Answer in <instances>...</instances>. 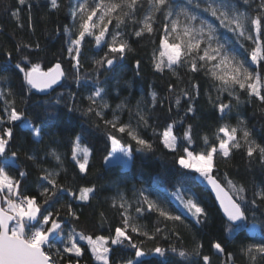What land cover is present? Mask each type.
<instances>
[{"label":"snow or ice","instance_id":"obj_1","mask_svg":"<svg viewBox=\"0 0 264 264\" xmlns=\"http://www.w3.org/2000/svg\"><path fill=\"white\" fill-rule=\"evenodd\" d=\"M49 2L51 9L56 11L66 7L70 16L71 26L65 25L63 32L67 36V55L77 73V84L82 79L79 75L83 67L81 57L89 40L94 41L96 47L103 52V55L92 60L99 72L100 69L112 71L118 61L124 60L127 54L134 51L129 42L130 35L136 38L147 36L156 45L151 57L154 70L158 73L167 70L177 76V84L170 83L168 88L174 96L165 99L171 105L174 98L175 105L179 108L181 100L186 98L185 115H195L197 111L196 101L201 94V83L193 78L196 75L208 78L215 96L207 91L205 95L222 120L233 110L234 101L237 104L241 102V93L249 102L256 99L264 104V0H75L67 5L63 0ZM17 3L21 7L10 10V14L16 19L18 29L23 30L25 27L21 21V8L27 4L28 26L35 33L31 4L28 0H17ZM253 3L255 8L252 7ZM3 32L4 28L0 26V34ZM25 49H42L38 40L19 39L15 43V52L21 54L23 61H28L27 66L16 64V68L23 73L28 93L31 94L32 89L41 92L54 90V86L67 75L62 63L56 62L45 70L41 62H32L28 55H23ZM241 49L244 50L243 55ZM5 52L8 58H12V51ZM135 67L139 72L140 60H136ZM180 68L191 75L188 76V86L178 89V85L184 82L177 73ZM7 78L0 76V80ZM98 85L97 78V86L87 96L89 104L86 109H82L77 103L76 93H70L72 103L69 105L66 101L65 107L68 113L80 111L84 115H95L102 121L111 142V150L105 157V162L121 163L127 167L133 162L134 150H154L153 142L142 134V128L152 127L149 123L151 112L142 107L143 99L137 101L134 109L121 101L112 110L111 119H106L105 110L111 106L105 99L106 88ZM0 99L3 100V106L0 107V264H82L86 249L95 264H112L113 246L135 249V258L153 253L164 257L172 252L185 258H199L193 264H212L211 256L202 252V243H196L191 249L176 245L162 247L158 244L146 249L144 240L134 239L135 236L155 241L165 230L168 234L163 239H169V235L173 233L179 238L180 234L175 227L169 229L166 222L183 224L186 219L183 212L176 214L158 199H150L143 189L137 190L135 194V206L123 195L113 199L111 206L119 211L121 217V224L115 227L114 234H88L83 230L78 231L75 223L71 228H66L65 218L72 222L80 219L73 203L92 198L96 192L95 185L80 187L74 191L62 183L61 173L66 174L67 169L64 168L62 155L53 149L45 155H51L58 162V169H49L37 163V154L33 152L28 159L40 169L39 191L30 194L27 184L22 187V181L26 180L28 172L20 171L16 165L18 153L11 147L14 128L19 126L27 130L36 143H41L44 136L49 134L46 131L48 125L34 121L33 116L27 112V99L23 96L21 101L25 108L17 107L16 93L12 88H0ZM60 102L56 101L57 104ZM156 103L157 93L153 91L151 107L155 108ZM124 109L129 112L127 121L121 119ZM49 111L55 113V107L46 109L45 115ZM133 111L135 122L132 119ZM56 118L58 117L54 115L53 119ZM175 123L173 121L160 133L163 147L172 153H179L175 157L176 163L183 169L199 173L211 185L227 216V230L234 232L236 222L249 221V205H264V188L254 191L253 198L249 200L248 186L229 179L225 173L223 179L229 188L226 190L218 174L213 172L215 159L217 156L221 159L229 158L233 150L243 149L250 163L258 160L264 165V143L258 142L247 128L246 122L241 120L237 126L222 123L214 133L216 143H209V137L205 135L203 140L206 147L197 151L192 148L195 144L193 125L189 123L184 129L183 140L187 142V146H182L179 144L180 138L173 133ZM4 125L7 127H3ZM95 126L100 127L99 124ZM153 131L155 133V129ZM90 156L91 150L82 144L81 137L77 135L72 141L71 157L81 173L88 171ZM10 168H16V176L10 174ZM173 195L198 224L208 219L206 208L194 195L189 194L185 198L186 194L179 189ZM65 196L69 200L55 207ZM44 205H48V208L42 212ZM49 208L53 210L49 211ZM146 211L158 213L157 226L152 231L148 230L147 225L139 223ZM101 218L105 219L103 213ZM161 223L164 224L163 228L159 226ZM252 223H257L254 213ZM261 235L260 242L243 245L240 249L241 254L247 257L248 264L264 260V222H261ZM81 241L85 242L86 248L81 245ZM212 248L224 257L222 264H235L233 253L227 252L221 242L214 243ZM127 264H143V261L129 259Z\"/></svg>","mask_w":264,"mask_h":264},{"label":"trees","instance_id":"obj_2","mask_svg":"<svg viewBox=\"0 0 264 264\" xmlns=\"http://www.w3.org/2000/svg\"><path fill=\"white\" fill-rule=\"evenodd\" d=\"M72 1L63 0V3L67 5ZM28 3L31 4L35 33H32L28 26L27 4L21 8V21L25 27L20 30L16 19L10 14V10L21 7L17 0H0V26L4 28L3 34H0V76L8 77L6 80H0V88L5 90L12 88L16 93L18 108H25L21 97L27 99V112L33 116L35 122H43L48 125L46 131L49 133L44 136L43 142L36 143L35 138L27 130L21 129L19 126L14 128V140L11 142V147L18 153L16 165L20 171L28 172L26 180L22 181V187L27 184L30 194L39 191L40 181L38 178L41 176V172L34 162L28 159V156L35 152L37 163L49 169H58V162L51 155H45L46 152L50 153L55 149L62 155L64 168L67 169L66 174L61 173L62 183L74 191L84 186L95 185L96 188L94 196L88 201L77 200L73 203V208L77 210L80 219L77 222H72L69 218H65L66 228H71L75 223L78 231L83 230L88 234H114L115 227L121 224V217L119 211L111 206L113 199H118L120 195H123L135 206V194L137 190L143 189L146 195L157 196V199L169 210L176 214L183 212L186 217L183 224L177 222L173 225L171 221L166 222L169 229L175 227L180 234L179 238L173 233L169 235V239H163V236L168 234L167 230L161 233L155 241L134 236V239L144 240L146 249L157 244L162 247L176 245L180 248L191 249L196 243H202L204 246L202 252L211 256L212 264H222L224 257L212 248L214 243L221 242L227 252L233 253L235 264H248L247 257L241 254L240 249L243 245L258 243V238L262 239L261 222H264V205L260 207L249 205V221L247 223L236 222L235 231L230 233L227 230L229 222L222 214L208 187L198 179L196 172L183 169L176 163L175 157L179 153H172L163 147L160 133L175 121L173 133L180 138V145L187 146V142L183 140V133L187 124L191 123L195 140L192 148L199 151L206 147L203 140L205 135L209 137V143H216L214 133L222 123L237 125L239 121L243 120L253 137L258 142L264 143V104L256 99L249 102L246 96L241 93V102L237 104L234 101L233 110L226 119L222 120L217 110L208 103V98L205 95L207 91L212 92L213 97L215 96V91L210 87L208 78L196 75L193 78L201 83V94L196 101L197 111L195 115L192 113L185 115L186 98L181 100L179 108L176 107L174 98L171 100V105L165 99L174 96L168 91V88L170 83L177 84V76L167 70L164 73L154 70L151 57L156 45L151 43L147 36L136 38L130 35L129 42L134 51L127 54L124 60L118 61L112 71L100 69L99 72L96 71L92 60L103 55V52L96 47L94 41L89 40L81 57L83 67L79 75L82 79L77 84V73L67 55V36L63 32L65 25L71 26L67 8H62L60 11L53 10L49 0H28ZM252 7L255 8V3L252 4ZM229 35L231 36V34ZM19 39L39 41L42 50L25 49L23 55H28L32 62H41L44 69L56 62L62 63L67 75L54 87V90L41 94L32 89L31 94L28 93V86L23 81V73L16 68L17 63L22 66L28 64V61L21 59L20 53L15 52V43ZM5 50L13 52L12 58L6 56ZM241 51L244 53L243 49ZM136 60L141 62L139 72L135 67ZM177 73L184 81L178 85V89L187 87L188 76L191 74H186V70L183 68L177 69ZM97 78L98 86L106 88L105 99L111 106L105 110L106 119H111L112 110L121 101L134 109L137 101L143 99L142 107L151 112L149 123L152 127L142 128V134L153 142L154 150L141 152L134 150L133 162L128 167H123L119 163L108 164L105 162V157L111 150V142L102 121L95 115H84L80 111L68 113L67 107H65L66 101L69 105L72 103L69 99L70 93H76L77 103L82 109H86L89 104L87 96L97 86ZM153 91L157 93L155 108L151 107ZM226 99L227 94H225ZM57 100L61 102L57 104ZM2 106L3 100L0 99V107ZM53 106L55 113L49 111L45 115V110H51ZM54 115L58 118L53 119ZM121 119L122 121L129 119L127 109L122 111ZM132 119L135 122V111H133ZM181 120L184 122L181 123ZM96 124H99L100 127H96ZM3 127H7V125ZM153 129H155V133ZM77 135L81 137L82 144L91 150L86 173L79 171L71 157L72 141ZM9 171L11 175H17L16 168H10ZM213 172L218 174L221 183L228 190V185L223 179L225 173L229 179L247 185L249 200L253 198L254 191L264 188V165H261L258 160L250 163L243 149L233 150V154L229 158L221 159L217 156ZM177 189L186 194L185 198L189 194L194 195L206 208L208 219L205 222L198 224L186 212L183 205L173 197V193ZM68 200L69 198L65 196L55 207H59V203ZM45 208H48V205H44L41 211L43 212ZM48 210L53 209L49 208ZM101 213L105 217L103 220ZM253 213L257 221L256 224L252 223ZM157 216L158 213L146 211L139 223L147 225L148 230L152 231L157 226ZM159 226L163 228L164 224L161 223ZM81 245L86 248L85 242L81 241ZM113 249L112 264H127L129 259H142L143 264H193L194 261L199 260V258L181 257L178 253L172 252H168L164 257L153 253L143 258H135V249L126 246H113ZM82 264H95L87 249L86 255L82 258ZM257 264H264V260H258Z\"/></svg>","mask_w":264,"mask_h":264},{"label":"water","instance_id":"obj_3","mask_svg":"<svg viewBox=\"0 0 264 264\" xmlns=\"http://www.w3.org/2000/svg\"><path fill=\"white\" fill-rule=\"evenodd\" d=\"M45 70H46V69H45ZM61 81H62V80H61ZM61 81H60V82H61ZM55 86H56V85H55ZM55 86H54V87H55ZM34 90H36L37 92H39V93H41V94H46V93L50 92L52 89H48V90H45V91H43V92H41V91H39V90H37V89H34ZM203 183L208 187V189L210 190V192H211L212 195L214 196V198H215V200H216V203H217L218 207L220 208V210H221L222 214L224 215V217L227 218V216L225 215V213H224V211H223L222 206L220 205V201H219V199H217V197H216V193H215V191L212 189L211 185H209L205 180H203ZM224 187H225V186H224ZM225 189L228 190L226 187H225Z\"/></svg>","mask_w":264,"mask_h":264},{"label":"rangeland","instance_id":"obj_4","mask_svg":"<svg viewBox=\"0 0 264 264\" xmlns=\"http://www.w3.org/2000/svg\"><path fill=\"white\" fill-rule=\"evenodd\" d=\"M75 2V0H73L72 1V3H74ZM229 35V34H228ZM230 36V35H229ZM240 52H241V54L243 55V52L240 50ZM224 123H227V122H224ZM238 125V124H237ZM237 125H232V126H237ZM238 135H239V133H238ZM113 163H116V162H113ZM108 164H112V163H108ZM119 164H121V163H119ZM123 167H125L123 164H121ZM130 165V164H129ZM128 165V166H129ZM127 166V167H128ZM197 177H198V179H200V180H204L202 177H200V175H199V173H197ZM175 193V192H174ZM149 197H150V199H157V196H150V195H148ZM173 197L175 198V196L173 195ZM176 199V198H175ZM177 200V199H176ZM178 202H179V200H177ZM258 242H260L261 241V239L260 238H258V240H257Z\"/></svg>","mask_w":264,"mask_h":264}]
</instances>
